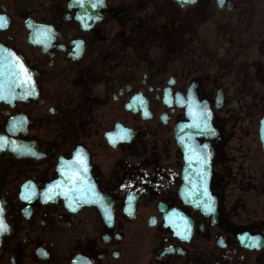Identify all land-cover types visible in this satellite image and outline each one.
Masks as SVG:
<instances>
[{
  "label": "flooded vegetation",
  "instance_id": "obj_1",
  "mask_svg": "<svg viewBox=\"0 0 264 264\" xmlns=\"http://www.w3.org/2000/svg\"><path fill=\"white\" fill-rule=\"evenodd\" d=\"M0 18V264H264V0Z\"/></svg>",
  "mask_w": 264,
  "mask_h": 264
},
{
  "label": "snow or ice",
  "instance_id": "obj_2",
  "mask_svg": "<svg viewBox=\"0 0 264 264\" xmlns=\"http://www.w3.org/2000/svg\"><path fill=\"white\" fill-rule=\"evenodd\" d=\"M95 5H93L94 7ZM4 18H0V20H3ZM3 24H0V27H2ZM5 58H0V75H9L12 77H16L19 78L20 73L16 70V66L15 64H13L10 60L8 61L7 65L4 64L3 60ZM18 59V58H17ZM21 70L23 71V73L25 74V76H27V69L23 68V66H20ZM24 82L30 83V77H28V79ZM3 97V88L2 86H0V98ZM6 146V140L4 137H0V147H4ZM205 147H207L205 145ZM77 165H78V171H76L74 173L75 177L77 180H81L82 176L80 175V172L83 171L84 173L87 172V162L86 160L80 156V154H77V161H76ZM69 179H72V177H69ZM207 193V190L205 189V194ZM25 199H28V197H24ZM211 199V198H209ZM75 209H73L74 211ZM209 211H211V207L208 208ZM0 231H7V225L3 222L2 219H0ZM186 238V237H184Z\"/></svg>",
  "mask_w": 264,
  "mask_h": 264
},
{
  "label": "water",
  "instance_id": "obj_3",
  "mask_svg": "<svg viewBox=\"0 0 264 264\" xmlns=\"http://www.w3.org/2000/svg\"><path fill=\"white\" fill-rule=\"evenodd\" d=\"M175 1H177L181 5H186V4H190V3L194 2V0H175ZM4 150L12 151L13 149L10 146H8V144L6 143V146L0 147V151H4Z\"/></svg>",
  "mask_w": 264,
  "mask_h": 264
}]
</instances>
